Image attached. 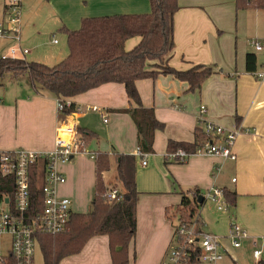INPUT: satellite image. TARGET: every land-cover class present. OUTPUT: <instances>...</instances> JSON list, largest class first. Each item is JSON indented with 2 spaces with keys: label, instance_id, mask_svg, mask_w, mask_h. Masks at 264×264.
<instances>
[{
  "label": "crops",
  "instance_id": "obj_1",
  "mask_svg": "<svg viewBox=\"0 0 264 264\" xmlns=\"http://www.w3.org/2000/svg\"><path fill=\"white\" fill-rule=\"evenodd\" d=\"M51 1L55 10L50 17L58 31L63 27L77 30L85 18L150 11L148 0ZM224 1L179 0L180 7L174 17L175 48L169 66L177 71H187L198 65L215 68V73L199 91H189L187 83L171 75L160 74L154 79L136 82L143 107L153 109L156 118L165 125L163 131L155 134L154 154H146L145 166L138 151L136 125L128 113L118 112L136 108L124 85L105 84L72 98L70 101L76 111L70 115L58 111L57 98L38 94L29 82L23 88L18 83L17 87H0L4 90L0 93V153L52 151L60 126H71L76 134L79 129L95 134L86 152L60 166L67 181L58 188V195L71 200L73 213L90 210L96 185V162L92 154L112 157L119 153L138 157L136 183L140 194L136 235L129 246L130 264H164L175 229L166 210L180 203L182 191L187 193L197 189L204 197L212 189H220L234 191L238 197L264 199V81L256 75L264 67V60L259 63L256 53L264 56V50L256 53L250 50V46L254 48L251 45L254 40L263 47L264 44L256 38L249 41L250 46L241 42L239 47L231 36H227L234 30L231 13ZM27 2L31 4V0ZM139 41V38L129 40L126 49L131 50ZM249 53L257 57L254 72L246 70ZM202 106L206 107L205 120L224 129H241L234 145L236 161L218 155H193L185 163L167 161L169 141H195L196 129L203 128L199 120ZM92 107H98L99 112L91 111ZM103 115H106L107 123H104ZM216 168L220 170L217 172ZM104 180L108 183L117 181L111 178V172L104 173ZM208 200L211 201L207 199L202 204ZM214 207L216 211L228 214L229 227L222 234L205 231L208 224L201 213L203 231L224 241L226 253L220 264L226 258L235 264L233 251L241 246L232 247L227 236L236 219L237 205L231 208L225 204L222 210H218L216 204ZM1 240L0 245L7 248L1 256H6L10 253L11 243L9 239ZM60 264H112L108 236L93 237L79 254L64 258Z\"/></svg>",
  "mask_w": 264,
  "mask_h": 264
},
{
  "label": "trees",
  "instance_id": "obj_2",
  "mask_svg": "<svg viewBox=\"0 0 264 264\" xmlns=\"http://www.w3.org/2000/svg\"><path fill=\"white\" fill-rule=\"evenodd\" d=\"M148 2L150 11L147 13L85 18L80 27L73 31L63 27L60 31L67 36L69 54L55 66L29 62L26 58L0 59V87L4 86L6 78L18 81L27 76L38 94L46 93L57 99L71 100L105 84H122L136 108L118 112L128 113L132 117L137 129L140 155L154 154L155 134L163 131L165 125L156 118L153 109L143 107L136 82L154 79L160 74L171 75L187 83L189 91L195 92L215 73V68L198 65L187 71H177L170 67L169 60L175 48L174 17L180 7L179 0ZM235 3L238 10L253 7L264 11V0H235ZM134 38H139V43L127 50L126 43ZM256 65V55L249 53L246 56L247 72H254ZM75 111L76 107L71 103V107L65 108L62 113L70 115ZM77 136L84 142L82 148L86 151L95 134L79 129ZM207 138L203 128H198L193 143L169 141L167 151L183 149L191 153ZM92 156L96 162V185L90 210L88 213H73L64 233L37 236L44 264H60L64 258L79 254L88 241L96 236H108L112 264H130L129 246L136 235V210L140 194L136 183L138 157L119 153L112 157L103 153ZM114 166L117 181L108 183L103 175ZM44 171L45 162L42 161L32 174V214L43 209ZM113 189L118 190V196L110 201L106 195ZM14 191V179L0 174V198L7 194L12 200ZM223 193L226 204L231 208L236 207L238 194L229 190ZM179 194L180 203L168 208L166 216L175 229L178 225H190L197 220L198 231L203 230L200 216L203 204L198 202L203 193L194 189ZM200 254L198 245L191 246L190 256L182 264H200ZM0 264H16V260L9 253L1 256ZM260 264L264 262L260 261Z\"/></svg>",
  "mask_w": 264,
  "mask_h": 264
},
{
  "label": "built area",
  "instance_id": "obj_3",
  "mask_svg": "<svg viewBox=\"0 0 264 264\" xmlns=\"http://www.w3.org/2000/svg\"><path fill=\"white\" fill-rule=\"evenodd\" d=\"M3 19L0 21V39L14 40L21 44V0H6ZM57 43L56 40L53 41ZM255 51L262 52V44L254 40L251 42ZM30 53L29 49L11 47L1 59H24ZM259 80L264 81V67L256 73ZM57 109L63 112L71 107V101L64 98L57 99ZM91 111L99 112L98 107H92ZM206 107L200 109V122L203 124L207 139L200 142L196 149L189 153L183 149L166 154V160L173 163H185L193 155H218L224 159L236 161L234 145L241 133L240 128L224 129L214 122L205 120ZM104 123H107L106 115H103ZM55 146L49 152H33L18 150L0 153V174L14 179L15 191L13 199L4 194L0 198V240L8 237L11 243L10 254L16 260V264H34L35 249L38 246L37 236L40 234L58 235L64 233L73 215L71 200L58 195V188L67 181L60 166L69 163L76 155L86 152L83 150L84 142L79 139L76 130L71 126H60ZM63 135L70 136L69 139ZM145 166L146 154H142ZM93 158V156H92ZM94 159V158H93ZM45 162L43 178V209L32 214L30 184L32 174L38 163ZM217 172L219 168L215 169ZM104 177V175H103ZM107 198L113 201L118 196V190L113 189L107 193ZM210 199L216 204L218 210L225 208L224 193L220 189H212L204 200ZM194 220L190 225L181 224L175 229L172 244L170 245L164 264H182L190 256L191 246L198 245L201 248L199 256L200 264H220L225 257L226 248L221 237L198 231V224ZM204 226V225H203ZM249 236L236 223H232L227 239L232 247L239 248L243 239ZM254 246L256 243L254 242ZM255 259H260L262 251L255 250ZM1 263V257H0Z\"/></svg>",
  "mask_w": 264,
  "mask_h": 264
},
{
  "label": "rangeland",
  "instance_id": "obj_4",
  "mask_svg": "<svg viewBox=\"0 0 264 264\" xmlns=\"http://www.w3.org/2000/svg\"><path fill=\"white\" fill-rule=\"evenodd\" d=\"M6 0H0V21L4 13V5ZM51 0H31L28 5L27 0H21V38L22 43L19 44L14 40L0 39V59L2 55L8 53L11 47H22L30 50L26 55L29 62H39L47 66H55L63 61L69 54L67 45V36L58 31L54 26V20H51L52 11L55 9L51 5ZM224 4L229 8L231 19L233 22V32L228 33L232 40L242 45H249V41L256 38L260 39L264 44V11L250 7L238 10L235 0H225ZM2 12V13H1ZM238 31V34L235 33ZM255 34H257L255 36ZM56 40L58 44H53ZM250 46V45H249ZM128 47V46H127ZM250 50L254 53L255 49L250 46ZM258 62L264 60L263 53H256ZM6 89L27 86L29 78L27 76L20 78L18 81L6 78L4 80ZM8 84V85H7ZM0 93L4 90L0 88ZM111 178L117 180L115 168L111 171ZM212 201H207L200 209L205 222L208 224L205 231L222 234L229 227V216L224 212L216 211ZM232 223H236L248 234L251 240H242L241 247L233 251L235 264H258L264 262V199L249 196H239L237 198L236 219ZM231 223V224H232ZM229 234V233H228ZM8 237L2 238L1 241H7ZM254 242L256 246H254ZM5 248V249H4ZM6 247L0 245V256L6 251ZM255 250L262 251L261 258L255 259L253 253ZM34 264H44L43 256L39 246L35 249ZM222 264H232L229 258H226Z\"/></svg>",
  "mask_w": 264,
  "mask_h": 264
},
{
  "label": "water",
  "instance_id": "obj_5",
  "mask_svg": "<svg viewBox=\"0 0 264 264\" xmlns=\"http://www.w3.org/2000/svg\"><path fill=\"white\" fill-rule=\"evenodd\" d=\"M198 202H199L200 204H202V203L204 202V197H203V196H200L199 199H198Z\"/></svg>",
  "mask_w": 264,
  "mask_h": 264
}]
</instances>
